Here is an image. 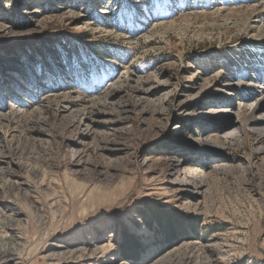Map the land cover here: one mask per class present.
Masks as SVG:
<instances>
[{"label":"rangeland","instance_id":"1","mask_svg":"<svg viewBox=\"0 0 264 264\" xmlns=\"http://www.w3.org/2000/svg\"><path fill=\"white\" fill-rule=\"evenodd\" d=\"M0 264H264V0H0Z\"/></svg>","mask_w":264,"mask_h":264},{"label":"trees","instance_id":"2","mask_svg":"<svg viewBox=\"0 0 264 264\" xmlns=\"http://www.w3.org/2000/svg\"><path fill=\"white\" fill-rule=\"evenodd\" d=\"M79 39L81 40L82 38L76 37L69 39L70 43H66L64 46L62 45V49H61V51L63 52L62 55H60L58 50L57 51L53 50L56 47H58L57 45H59V43L64 41V40H59L58 38L55 39L49 38V40L46 41L47 43H45L44 46H42V48L38 47V50L35 51L34 55L29 54V51L26 49H21L19 52H16L15 50H11L10 51L11 55L12 53H14V59H13L14 62L13 64L15 65L14 69L18 73L20 79H22L27 84H32L37 81L36 75L33 73L34 70L36 71V68H40L43 71L42 73L43 75L45 74L44 68H46L47 65L48 66L52 65L51 68L52 73H56V72L60 73L65 70V67H67V69L69 67L70 71L74 69L78 70V68H80L83 65V62H79L78 58L81 57L84 60H86L87 57H89V55L94 56L95 54L96 55L101 54L100 51L90 48L88 47V45L80 44ZM45 40L47 39L45 38ZM25 42H21V43H25ZM46 53L52 56V61H50L51 63L46 62L44 65V60L40 61L37 58L38 56L40 57V54L41 56L43 55L42 56L43 58L45 56L44 54ZM28 55L31 57L28 58ZM62 58H65L67 60L66 64L64 65L63 62L65 59L62 61ZM87 74L88 76H93V72H87ZM149 212L151 213L150 216H152V209H150ZM162 213L164 214L162 216H165L166 219H168L169 221L170 219H173V217L165 213L164 210L162 211ZM176 225L177 224L164 225L166 231L162 232L161 235H165L166 238H169L172 234L171 230H173V228L177 229V231L179 230V233L180 232L182 233L181 231L182 227L181 226L176 227ZM164 227L161 226V228ZM123 234L125 235V233ZM127 249H130L129 245H127Z\"/></svg>","mask_w":264,"mask_h":264},{"label":"bare ground","instance_id":"3","mask_svg":"<svg viewBox=\"0 0 264 264\" xmlns=\"http://www.w3.org/2000/svg\"><path fill=\"white\" fill-rule=\"evenodd\" d=\"M256 20H257V19H256ZM257 22H258V21H257ZM252 27H253V26H252ZM260 64H261V63H260ZM262 66H263V65H262ZM262 66H261V67H262ZM252 89H253V88H252Z\"/></svg>","mask_w":264,"mask_h":264}]
</instances>
